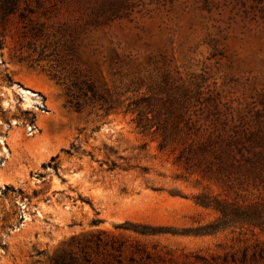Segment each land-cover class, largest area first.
<instances>
[{
    "label": "rangeland",
    "instance_id": "374dc122",
    "mask_svg": "<svg viewBox=\"0 0 264 264\" xmlns=\"http://www.w3.org/2000/svg\"><path fill=\"white\" fill-rule=\"evenodd\" d=\"M0 264H264V0H0Z\"/></svg>",
    "mask_w": 264,
    "mask_h": 264
},
{
    "label": "trees",
    "instance_id": "16d2710c",
    "mask_svg": "<svg viewBox=\"0 0 264 264\" xmlns=\"http://www.w3.org/2000/svg\"><path fill=\"white\" fill-rule=\"evenodd\" d=\"M75 87H76L80 92H82L83 95L86 96V97L88 96L89 93H91L93 97H96V96H97L96 87L94 86V84H93L92 82H90V81H88V80H84V81H82V82H76V83H75ZM70 103H72V102H70ZM74 108H75L76 110H80V109L82 108L81 103H80V102L75 103ZM55 161H56V158H55V157L52 158V162L55 163ZM56 166H57V165H55V167H56ZM220 210H221V212H222L225 216L228 215V214L226 213V209L221 208Z\"/></svg>",
    "mask_w": 264,
    "mask_h": 264
},
{
    "label": "bare ground",
    "instance_id": "6f19581e",
    "mask_svg": "<svg viewBox=\"0 0 264 264\" xmlns=\"http://www.w3.org/2000/svg\"><path fill=\"white\" fill-rule=\"evenodd\" d=\"M26 95H32V96H35V94L29 92V91H23Z\"/></svg>",
    "mask_w": 264,
    "mask_h": 264
}]
</instances>
